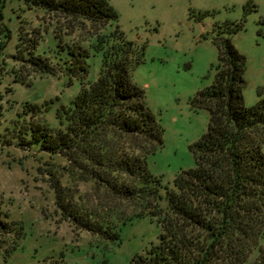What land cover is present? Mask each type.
<instances>
[{
	"label": "trees",
	"instance_id": "1",
	"mask_svg": "<svg viewBox=\"0 0 264 264\" xmlns=\"http://www.w3.org/2000/svg\"><path fill=\"white\" fill-rule=\"evenodd\" d=\"M5 1L0 0V50L10 36L3 21ZM24 1L42 13L38 25L19 27L12 57L37 73L61 72L69 82L77 77L81 85L69 105L57 108L63 127L32 125L34 139L41 137L43 149L64 156L78 180L91 181L105 200L123 206L100 197L98 203H73L70 209L56 181L55 203L64 217L77 230L110 239L135 216L155 217L157 241L129 264H264V95L244 105L245 59L230 37L216 31L213 82L193 97L208 110L206 129L191 144L193 167L178 171L167 186L147 168L148 156L163 141L162 127L131 77L139 51L113 24L112 5L108 0ZM240 27L233 22L228 32ZM47 32L54 39L52 56L36 52ZM94 55L100 68L89 81L88 59ZM40 264L77 263L60 252Z\"/></svg>",
	"mask_w": 264,
	"mask_h": 264
},
{
	"label": "rangeland",
	"instance_id": "2",
	"mask_svg": "<svg viewBox=\"0 0 264 264\" xmlns=\"http://www.w3.org/2000/svg\"><path fill=\"white\" fill-rule=\"evenodd\" d=\"M108 2L117 12L113 24L139 51L131 77L162 127L163 141L148 156L147 168L171 186L178 171L193 167L191 144L208 124V110L193 97L213 82L218 28L244 56V105L264 95V0ZM3 10L10 36L0 50V264H40L60 252L77 264H129L157 241L159 224L148 214L135 216L110 239L77 230L64 217L55 203L56 181L70 209L73 203H98L100 197L112 206L118 201H106L103 190L71 173L64 156L43 149L41 137L34 139L32 125L63 127L57 108L69 105L81 85L77 77L69 82L61 72L45 75L27 68L26 61H16L12 55L19 27L38 25L42 11L28 9L24 0H6ZM233 22L241 27L230 34ZM54 48L47 32L36 52L52 56ZM88 64L86 78L92 81L100 68L98 55ZM260 151L264 154V142Z\"/></svg>",
	"mask_w": 264,
	"mask_h": 264
}]
</instances>
